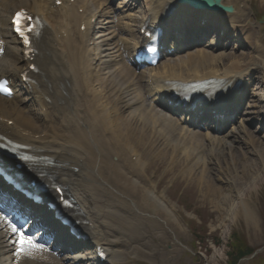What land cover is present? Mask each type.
Here are the masks:
<instances>
[{"label":"bare ground","instance_id":"obj_1","mask_svg":"<svg viewBox=\"0 0 264 264\" xmlns=\"http://www.w3.org/2000/svg\"><path fill=\"white\" fill-rule=\"evenodd\" d=\"M18 1L25 3L21 4L20 6L28 4L35 11L41 12L42 8L40 3L44 2L45 0ZM170 1L172 0L155 1L156 7L154 9L157 10L163 3H169ZM89 2L90 3L87 5L93 3L92 0ZM7 3V7L5 6L4 2L0 3V25L2 26L5 24V18L7 14L12 11L14 7L16 9V6L19 4L16 1V5H14V0H7ZM105 14L106 13H103L102 16ZM66 17H68L69 23H64V19H66ZM123 18L124 17L121 19ZM57 19H60L63 22V27L61 29H59L55 24V20ZM131 20L133 23H129L127 25L132 26L131 33H133V27L136 26L135 24L138 22V20L135 17H129L128 21ZM51 21H53V23H51L53 27H57L62 32V34L65 33L64 37L61 35L57 46H59L61 52H63L62 57L66 69L67 71L70 70L73 77L70 101L66 102L64 105L53 102L52 106L49 108L37 103L38 112L40 114H45L43 119H45V122L48 123V125H46L42 131H37V125L32 122L31 118L22 114L21 112L16 114L10 109L9 111L0 112V115H3L4 118L10 117L7 118L8 120H12L11 117L14 118L12 126L16 129V133H19V130L17 129L18 125L15 124L16 122L27 128L23 131L24 134H22V136L33 141L35 146L45 150L49 156L59 158L61 160L62 154L60 151L64 149L66 151L68 148L67 152L69 155L64 154L61 166H66L65 162L67 161V167L75 168L83 180L85 187L89 190L90 195H92L90 197V203L92 204L90 205V218L94 223V227L90 231L93 235H95L96 238L103 242L105 247L115 258L116 255L112 249L114 240L104 238L105 232H107V230L104 226L102 227L100 223V218L102 215L100 208L102 206L108 204L113 206V208L127 209L132 212L138 210V214L140 216L149 215V213H146L142 210L149 207L153 208L157 215H164V220L168 221V223L171 225L175 227L179 225L178 219L172 216L170 209L165 203V200L157 196L156 192L149 189V183L146 184L150 180L148 177H152V175L149 172L144 176L140 172L135 173L132 171H126L125 167L128 168L130 165H132V163H136L138 166L144 168L147 172L148 163L146 164V162L140 158L143 155H145L148 161L155 163L158 168L162 167V158L163 156H168L167 152H171L170 154H172L181 147L185 148L183 149V154L186 155V153L189 152L190 149L195 145L192 142L193 136H186L185 134H182L180 137L177 136L175 130L167 122L166 116L160 113L158 110H149L146 112L144 111L143 106H133L128 109L129 115H124L120 111L116 112V110H119L116 104L113 108H111V105L113 104L111 102H106L105 100H108L109 98H102L100 91H86L85 83L83 81L82 67L80 65V56L84 55V45L82 43L78 44V42H76V39L72 37L74 35H72L71 30V26L76 28L79 27L80 17L74 14L59 12L51 19ZM113 24L115 28L112 30H115L117 27L120 29L123 28L118 24V22H113ZM115 47L116 45H113V43H109L107 41V37L101 38L100 42L97 44L98 55L100 58H102L103 65L106 68V74L109 75L110 82H114L116 77H120L116 84L118 89L126 82L128 75H131L132 71L124 63L116 62L119 54L116 53L117 50L114 49ZM11 56L16 63L14 61L3 59L2 63H0V71L5 70L6 72V67L8 65L17 66L16 68L11 69L13 73L20 71L19 68H21L23 65L21 57L15 55ZM222 57L223 55H219L217 58ZM251 61V58H249L244 63L240 61L233 62L231 66L224 70V74H236L240 71L242 66L248 69L250 68L249 63ZM254 61L256 64L259 61L261 66L264 67L263 59L256 57ZM18 62H21L20 66L17 65ZM3 64H6L4 69H2ZM116 65L119 66L117 71L112 69V66ZM160 70L165 72L171 71L173 73H179L180 76L186 75V78H189L190 74H187L191 72H198L199 68H196L191 64H166L162 66ZM86 71H88L87 67ZM93 82L100 84L101 79L95 78ZM104 82H106V80ZM102 86L103 85L100 87ZM63 87L69 93V86L66 80L63 81ZM101 89L104 90L106 87L103 86ZM136 90L137 85L135 83L133 91L123 92L122 98L125 99V105L138 100L140 92L138 91L135 93ZM52 95L53 97H56L55 88L52 90ZM59 96L62 97L61 92ZM0 105L3 106L1 102ZM32 105L34 104L30 102V106ZM1 106L0 111H2ZM137 110H139V116L134 118ZM52 113L58 115V117L61 118L57 125H53L51 123ZM128 123L133 124L134 127L128 126ZM150 135L152 136V140H146L147 136ZM157 141H163V153L158 151V149L163 147L156 144ZM228 144H231V142L228 143L226 137L220 139L218 142V145L221 148L224 145L228 146ZM112 156H116L118 161L111 160ZM131 156L135 157L134 161H131ZM96 157H100V159H96ZM169 157H171V155H169ZM198 158L200 159V157ZM261 160H264V154L261 156ZM236 161H238V158L235 160L233 167L234 169L239 165V162ZM176 163L177 161H174L172 163V167H174ZM244 164H246V166H243L244 168L241 172V176H244L245 173L248 175V173L253 170L249 169L250 166L248 162H244ZM85 166H87L85 172L81 174ZM172 167L170 165L167 167L169 168L168 172L171 171ZM190 169H193V167H190L188 170ZM65 174L67 180L77 176V174L70 175L69 171ZM148 174L150 175L148 176ZM59 175L61 176L62 172H59ZM140 176L142 178H140ZM72 180L74 182L75 179ZM199 181L201 182V185H199L201 188L207 189L210 187L209 194L214 196V200L216 199L218 204L221 203L219 202L220 200L224 202L226 201L227 194L220 195V190L217 189L218 187L216 188V186L212 185L213 181H211L209 177L202 175ZM252 182H254V179L251 180L250 188H247V190L251 189ZM93 190L95 195L92 192ZM87 197L85 199H87ZM236 204V207H239L238 213H241L244 216L246 223L250 224L255 229H258L256 224V216L252 209L250 207L246 208L244 204ZM111 212L113 221L110 218V224L113 227L121 226L120 229L122 230L126 228L125 231L131 235L130 231L134 228H132L131 224L129 223L128 215L123 216L120 215L119 212H114L113 210H111ZM230 214H232V212ZM152 226L154 228H161L160 223H155ZM102 228H104L105 232ZM158 234L165 236V234L161 232ZM158 236L156 237L158 238ZM4 240L5 235L0 232V243H3ZM128 245L129 248L126 250L128 252L130 250L131 253L134 254L135 250H138L137 247L139 246H141L143 249H146L145 247L147 246V243L144 240L143 242L138 240L136 244H131L130 242ZM148 252L153 253L151 251ZM165 258L166 256L164 255V259ZM33 262L34 261H32V263ZM39 263L47 264L44 263L43 260L39 261Z\"/></svg>","mask_w":264,"mask_h":264},{"label":"rangeland","instance_id":"obj_2","mask_svg":"<svg viewBox=\"0 0 264 264\" xmlns=\"http://www.w3.org/2000/svg\"><path fill=\"white\" fill-rule=\"evenodd\" d=\"M116 96V94H115ZM113 97L114 99L117 98ZM41 127V126H40ZM237 157H240L238 160L241 162L242 155L240 151L237 149L236 152ZM252 160H256L251 158ZM163 158V162H164ZM225 163V159L222 160ZM264 160L262 164L259 161H255L254 165H251V169L256 167V170L252 173H248V175L241 176V172L243 170V166L239 163L237 168H235L236 172L232 174V178L230 182L224 185L222 188L220 186V195L227 194L226 201L220 200V204L215 199L214 196L209 194L210 187L204 188L201 192L195 193L194 188L190 190H185V193L179 196V188H176L178 185L173 184L171 185V178L169 179L170 175L165 176L162 174V167H157V165L153 162L149 163V168L147 172L154 173L156 175L155 181L159 180L158 189H160L159 193L164 195L165 200L167 201L168 205L178 209L179 212H183L187 217H191L195 220L196 225L205 224L207 233L210 234L209 237L204 236L203 242L200 243L204 244V246H208L209 250L205 247L204 249L201 246L197 247V250L200 252V262L195 261L193 257L188 254L182 253L179 251H172L169 250L173 249L174 247L181 249L179 245L175 242L173 236L170 233H167V241L162 245L161 248L156 250V254L152 257H142L141 254L136 253V259H144L149 264H229L228 260L230 256H228L229 250L231 253L235 250H245L250 248L253 252L250 256L243 258L240 260L238 264H255L252 263V260H259V253H264ZM217 164H211L212 167H216ZM219 165L223 166L226 164H222L219 162ZM211 181H213L212 177H209ZM254 179L252 182L251 189L250 188L251 180ZM186 180L180 182L179 185L186 184ZM214 182V181H213ZM216 186V184H212ZM217 187V186H216ZM263 187V188H262ZM262 188V189H261ZM240 192L244 194L250 200L247 201L245 198H241V202L246 206V208H251L252 211L255 213L256 216V224L257 228L255 229L250 224L246 223L244 216L239 212V207H236V201L233 197L235 192ZM258 206V207H257ZM198 211H200L198 213ZM232 212V214H230ZM162 219V217H158ZM182 224V220H180ZM160 224H162L160 222ZM164 224L171 230V227L168 222L164 221ZM192 224L194 222L192 221ZM144 227V226H141ZM161 228H154L152 225H147V228L140 231H146L147 233L142 235L143 239L145 236H149L150 238H145L144 240L151 241L150 243L147 242V248L149 251L151 247L149 245H155L154 236L156 235L154 232L158 233ZM188 229V228H187ZM184 228V236H178L177 239L179 242H184L186 245L193 244V237L189 230ZM201 232V231H200ZM231 236L232 240L229 241L228 237ZM138 238V235H136ZM219 240V243L213 244V240ZM136 240V239H133ZM163 238L159 240V242H163ZM229 241V242H228ZM232 245V246H231ZM141 251H144L141 248ZM153 252L152 250H150ZM169 251L168 253H166ZM154 253V252H153ZM164 255L166 258L164 259ZM134 256V255H133Z\"/></svg>","mask_w":264,"mask_h":264},{"label":"snow or ice","instance_id":"obj_3","mask_svg":"<svg viewBox=\"0 0 264 264\" xmlns=\"http://www.w3.org/2000/svg\"><path fill=\"white\" fill-rule=\"evenodd\" d=\"M23 13H17V18L22 16ZM149 51H152V49H148ZM5 90V85L0 83V91ZM0 221H6L10 227L13 233L18 234V252L22 254H28L32 250L42 247V245L37 244L33 237L26 235L20 227H18L17 224L13 223L7 216H5L3 213H0Z\"/></svg>","mask_w":264,"mask_h":264},{"label":"trees","instance_id":"obj_4","mask_svg":"<svg viewBox=\"0 0 264 264\" xmlns=\"http://www.w3.org/2000/svg\"><path fill=\"white\" fill-rule=\"evenodd\" d=\"M244 253H246V252H244ZM244 253H241V252L238 253V257L242 256ZM238 257H237V258H238ZM235 260H236V258H235ZM235 260L233 261V263L235 262Z\"/></svg>","mask_w":264,"mask_h":264}]
</instances>
